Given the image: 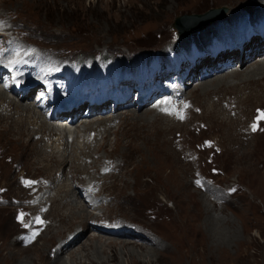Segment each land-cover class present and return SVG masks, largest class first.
<instances>
[{"label":"rangeland","instance_id":"374dc122","mask_svg":"<svg viewBox=\"0 0 264 264\" xmlns=\"http://www.w3.org/2000/svg\"><path fill=\"white\" fill-rule=\"evenodd\" d=\"M211 9L227 10L215 21L218 26L215 34L224 44L229 40L233 42L234 35L231 25L226 24L225 19L222 18L226 16V19H230L239 15H245V18L249 15L253 16L252 18L262 17L264 16V0H0V18L3 17L0 20L4 27L8 28L3 33L13 37L16 35L21 42L31 44L35 49L51 55L57 63L75 60L87 62L88 59L107 55L113 58L109 64L112 66L108 65L103 68L106 71L96 73L109 74L110 71L113 76L115 71H118L116 67L123 71L125 67L132 66L120 61L122 59L136 55H142L145 58L164 51L169 45L176 43L175 40H181L189 35L197 38L202 30L199 33L197 31L177 37L176 30L172 29L175 19L178 17L181 19L184 15H205ZM260 43L262 41H251L249 44L254 51H259ZM129 62L132 63L131 60ZM121 63L123 65H120ZM243 68H239L241 73L244 72L245 68ZM207 70L210 69L205 68L199 74ZM225 72L220 76H224ZM242 76L220 77V84L211 87L212 89L206 94L201 90L192 94L196 83L202 81H188L184 98L190 105L188 104L189 109H185L186 119L183 126L174 131L165 130V127L162 129L163 132L158 131L161 126L157 132L148 128L151 131V140L153 139L152 142H155L156 146L153 153L143 150L139 154L134 148V144L137 145V143L131 135L134 134L135 128L131 126V119L122 114V112L134 111V108L131 106L122 111H116L118 125L116 123L108 129L106 137L91 148L95 152L92 151L90 156L81 160L84 154L83 152L80 154V160L73 168L76 169H72V175L68 174V177L66 176L68 179L66 178L64 182V184H70L69 176H71L73 180L78 179L74 183L78 185L77 187L85 186L90 189L92 185H96L95 191L91 192V200L96 210L88 209V211L93 212L97 219L89 220V224L105 226L101 231L88 229L86 232L88 240L84 248L74 254L73 260L63 253L61 257L68 260L67 263L83 261L82 257L91 252L89 245L98 244L95 236H100L102 237L100 241L104 244L110 241L118 245L123 242L129 244V246L115 245L121 264H127L128 255L132 250L150 252L149 257L144 258L145 255L142 254L143 257L138 258L141 264H264V120L258 122L257 131L250 130V125L258 115L257 110L264 111V82L255 83L258 80L255 78L248 84L240 80ZM213 81L207 82L208 85ZM177 89V87L170 89L171 93L175 94ZM171 93L164 92L168 98ZM32 94L28 102L33 101ZM11 97L16 98L12 95ZM196 105L204 111L207 106L211 107L214 115L205 118L199 116L200 109H195ZM163 107L167 105L162 104L161 108ZM145 109L149 108L146 106ZM145 109L139 112L143 113ZM218 109H223V115L218 113ZM113 110L108 108L106 112ZM151 115L152 113H148V121L152 120ZM231 115H234L237 121L239 120V126L236 121L232 122ZM78 116H81V112ZM227 118L231 121L226 120ZM91 119V116L83 117L76 125L78 126L82 120L91 122ZM76 125H72V130ZM12 126L15 128L13 133L9 131V127L12 128ZM243 132L246 135L242 134ZM33 136L38 137L39 134H33ZM91 137L93 138V134L89 135L90 140H92ZM71 139L72 137L68 142ZM232 139L234 142L231 141ZM237 139L246 143L236 147ZM24 153L27 155H23ZM57 158L53 159L54 161L49 159L44 162L42 157L33 153L29 136L20 126L13 125V122L8 120L0 121V264H20L24 261L29 263L32 259H35L33 264L49 262L53 264V258H55L53 255L57 252L59 242L65 240L75 226L83 227L91 217L90 214L81 211L83 210L81 203H76L77 208L74 207L70 213L63 212V215L65 213L63 220L58 222L59 218L54 220L57 215L59 217L57 209H53L54 207L47 209V204L38 207L35 205L39 203L38 198L43 193L39 186L50 185L51 177L49 176L63 179L61 170L54 168L53 165L67 163L69 160L66 157ZM10 159L13 161L11 162ZM20 164L23 166L21 167ZM196 180H200L201 185L198 186L195 183ZM23 181L35 183L26 186ZM233 188L236 190L230 191ZM85 196L86 194L84 199ZM20 213L23 214L22 220L17 219ZM191 213L193 219L196 215L198 217L193 223L197 232L188 234L189 249L194 247L195 250L193 253L185 252L182 255L180 251L177 253L178 251L174 249V243L183 239L180 226L183 225L185 217L188 218L187 216ZM82 215L84 217L80 219ZM36 217H39L43 223H36ZM60 217L62 218V215ZM73 217H79L77 219L79 223H73ZM246 225L249 238L238 251L236 258V232L237 241L243 240ZM168 226L170 230H166ZM55 229L61 232L55 235L51 232ZM34 231L38 234L34 238L36 241L32 239L31 243L27 237ZM129 237L133 239L130 240ZM138 247L143 249L140 250ZM27 248L29 250L18 260H8L10 251L16 252V250ZM67 248L74 251L77 246L70 245L63 249ZM214 248L215 250L212 251ZM108 254L110 255L107 250V257Z\"/></svg>","mask_w":264,"mask_h":264},{"label":"bare ground","instance_id":"6f19581e","mask_svg":"<svg viewBox=\"0 0 264 264\" xmlns=\"http://www.w3.org/2000/svg\"><path fill=\"white\" fill-rule=\"evenodd\" d=\"M225 11H227L225 9ZM226 13V12H225ZM225 13L222 14V12L220 11V9H211L207 14L205 15H201V16H190V15H184L181 16V19L176 18L174 25L172 26V29H175L177 32V37H181V36H185L188 34H191L193 32H197L200 30H203V26H206L210 23L211 20H216L218 18H221ZM222 14V15H221ZM1 18H3L1 16ZM0 18V19H1ZM210 20V21H209ZM209 21V23H208ZM262 41V43H260L261 47L259 49V51H254V48L252 47L251 44H245L243 46L242 52H238L235 55H232L230 58L232 59V64L230 66H228V70H221L220 68H217L216 66H212V65H207V67L210 70H207L208 74L206 76H204L199 82L196 83V87L193 88V92L199 91L201 90L202 93L206 94L209 92L210 89H212L211 87L213 86H218V84H220V79L227 76H237V75H243L242 78L240 79L241 81L244 80L246 83H250V80H254L255 78H258V80L255 81V83L257 82H264V59H262V56H264V40H260ZM230 59V60H231ZM244 67V72L241 73L239 68ZM111 69V68H110ZM249 69H252L250 72L248 71ZM109 71V70H107ZM226 71V72H225ZM224 73V76H220L221 73ZM92 74L95 75H99L98 73H95L94 71L91 72ZM106 73V72H105ZM104 73V74H105ZM111 76L110 71L108 72ZM249 75H247V74ZM200 75V74H199ZM197 74V72L195 73V76H199ZM221 77V78H220ZM195 78V77H194ZM208 79V80H207ZM219 79V80H217ZM215 80V81H213ZM237 80V79H236ZM213 81L211 84L208 85L209 82ZM243 81V82H244ZM208 82V83H207ZM217 83V84H215ZM215 84V85H214ZM242 84V83H240ZM263 84V83H262ZM200 86V87H199ZM260 86V85H259ZM210 87V88H209ZM176 89V86H169L168 89ZM209 88V89H207ZM258 90V89H257ZM219 91V90H218ZM244 91V90H243ZM247 91V88H246ZM31 93H33L31 90L28 92V94L21 96V94H19V96H16V98L11 97L10 95L4 93L1 89H0V121H11L13 122V125H18L20 126L25 133L29 136L30 139V143L32 144V150L33 153H35L36 156H40V158L42 157V159H44L45 161H48L49 159H58L57 157H66L69 162H63L62 164H58L55 163V165H53L54 168L56 169H60L61 170V178L63 179H56L55 177H53L52 175L49 176L50 178V185L48 187H44L42 185H40V190L43 192L40 197L38 198L39 203L35 204L37 207L42 205V204H47L48 207H46L47 209H52V207H54L53 209H57L59 212V217L58 215L55 218L58 219V222H61V219L63 220V212H67L70 213L72 211V209H74L76 203H81L82 205V209L81 211H85L86 213L90 214L91 217L88 219V221L86 222V224H84V226H73L74 227L72 230H70V234H67V238L65 240H61V242H59V246H57V252L55 255L54 259V263L53 264H69L67 263L68 260H64V258L61 257V255L63 253H65L64 255H68L67 257L72 258V260L74 259L73 256L74 254H77V252L79 250H82L84 248V245L86 244L85 242L88 240V237H86V232L88 231L89 228L94 229L96 231H101V229H103L105 226L104 225H92L89 224V220H93L96 221L97 217H95L96 215H93L91 213V211L88 209H95V204L94 202H92V200L89 201H84L83 196L84 194H86V197H89L90 199L91 197V192L95 191L96 185H92V187L89 189L85 186H80L77 187L74 183H76L78 181V179L73 180L71 176H69V183L70 184H64V182L66 181V178L68 177L67 175H72V169L74 167H76V163H78V160H83L84 158L90 156L91 152L95 150L91 149L93 146H95L96 143H100V141H102L105 137H106V133L108 131L109 128H111V126L113 125H118V117L116 114V111L120 110L117 107L114 108V110L112 112L107 113L106 110L108 109L107 107L104 108L100 107V108H96L93 111H90L88 113V115H83V112L81 113V116H78L77 114L79 113L78 111H73L71 113H67V112H63V113H59V114H54L53 116H45V113L38 107L32 104V101L28 102V98L30 97ZM180 91L177 89V92H175V94L171 93L170 97L168 98L167 95L163 94H158L156 92L153 93L152 97L145 101L144 103H142L141 105L138 104H133L132 108H134V111H129V112H122V114H124L126 117L130 118L131 120V126L133 128H135V132L134 134L131 135V138L133 140H136L135 142L137 143L134 144V148L135 150H138L139 154L145 150L146 152L149 153H153V150L156 149L155 147V142H152L151 140V131L148 128L154 129L155 132H157V129L161 128L158 130L159 132L162 131V129L165 130H169V131H174L176 129H179V127L183 126V122L186 118H184L183 120H179L177 119L175 116L173 115H167V114H163L162 112H160V108H161V103L163 102V99L170 101V106H167L169 108L174 107L176 110H180L183 108L184 103L185 104H189V101L186 98H182L181 95H179ZM220 93V92H219ZM264 93V92H263ZM204 96V95H203ZM249 97V95H248ZM251 98V97H250ZM254 99V98H253ZM22 100L27 102H22ZM154 100V101H152ZM164 100V101H165ZM251 100V99H250ZM248 101V100H247ZM242 102V101H241ZM239 102V103H241ZM246 102V101H245ZM193 103V102H192ZM217 103V102H216ZM247 103V102H246ZM250 103V102H249ZM262 103V102H261ZM154 104V105H153ZM169 105V104H168ZM190 105V104H189ZM125 106V105H124ZM148 107L149 109H145V107ZM201 106V105H200ZM215 106V105H214ZM51 107V106H49ZM130 106L127 107H123V108H128ZM191 107V106H190ZM250 107V106H249ZM164 108V107H163ZM201 107L196 105L197 110H199ZM205 108V107H204ZM211 107H206L205 111L204 110H199L198 114L199 116L201 115L203 118H205L206 116H213V110ZM221 108V107H220ZM241 108V107H240ZM145 109L143 111V113L139 112V110ZM187 109V108H186ZM189 109V108H188ZM251 109V108H250ZM104 110V111H102ZM112 110V109H110ZM223 110V109H222ZM221 109H218V113L223 115ZM122 111V110H121ZM136 111V112H135ZM227 111V110H226ZM225 111V112H226ZM246 111V110H245ZM138 112L140 114H138ZM42 115H41V114ZM98 113V114H97ZM107 113V114H105ZM148 113H152V120L148 121ZM96 114V115H94ZM184 114L186 116L185 113V109H184ZM239 114V113H238ZM248 114V113H247ZM69 116L71 117V121L68 123L65 116ZM93 115V116H92ZM121 115V114H119ZM220 115V116H221ZM237 115V113H236ZM242 115V114H241ZM245 115V112H244ZM93 119H91V122H86L85 120H82V122L77 126L76 123L81 120L83 117H90ZM150 116V117H151ZM218 116V115H217ZM95 117V118H94ZM149 117V118H150ZM215 117V116H214ZM222 117V116H221ZM224 117V116H223ZM202 118V119H203ZM216 118V117H215ZM232 119V122L236 121L237 126L240 125L239 120L237 121L234 118V115L230 117ZM228 121H231L230 119H226ZM88 121V120H87ZM205 121V120H204ZM217 121V120H216ZM216 121L215 124H216ZM120 122V121H119ZM127 122V121H125ZM218 122V121H217ZM231 122V124H232ZM113 123V124H112ZM219 123V122H218ZM222 123V122H221ZM120 124V123H119ZM212 124V123H211ZM229 124V123H228ZM244 124V122H243ZM242 124V125H243ZM72 125H76L74 127V129L72 130ZM124 125V124H122ZM219 125V124H218ZM217 125V126H218ZM223 125V124H222ZM225 125V124H224ZM234 125V124H233ZM241 125V126H242ZM212 126V125H211ZM123 127V126H122ZM201 127V126H200ZM223 127V126H222ZM228 127V126H227ZM124 128V127H123ZM128 128V127H127ZM198 128V126L196 127ZM226 128V127H225ZM238 128V127H237ZM115 129V127H114ZM126 129V128H125ZM229 131V128H227ZM3 130V129H2ZM119 130V129H118ZM211 130V129H210ZM213 130V129H212ZM9 131L11 133L15 132V128L14 126H12V128L9 127ZM153 131V132H154ZM208 131V130H207ZM238 130H236L237 132ZM240 131V130H239ZM263 131V130H262ZM132 132V131H131ZM163 132V131H162ZM203 132V131H202ZM234 132V130H233ZM113 133V132H112ZM174 133V132H173ZM190 133V132H189ZM230 133V131H229ZM257 133V132H256ZM255 133V134H256ZM33 134H39L38 137H34ZM91 134H93V138L92 140H90L89 135L91 136ZM118 134V132H117ZM126 134V133H125ZM123 134V135H125ZM231 134V133H230ZM245 134L246 133H242ZM262 134V133H261ZM129 135V134H128ZM163 135V134H162ZM161 135V136H162ZM166 135V134H165ZM200 135V132H199ZM229 135V134H227ZM234 135V134H233ZM254 135V134H253ZM191 136V135H190ZM239 136V135H238ZM70 137H72L71 141H69ZM117 136H115L116 138ZM123 137V136H122ZM153 137V136H152ZM163 137V136H162ZM248 137V136H247ZM254 137V136H253ZM119 138V137H118ZM126 138V137H125ZM130 138V140H131ZM164 138V137H163ZM166 138V137H165ZM202 138V136L200 137ZM231 138V137H230ZM239 138V137H238ZM242 138V137H240ZM159 139V138H158ZM243 139V138H242ZM256 139V138H254ZM108 140V139H107ZM127 140V139H126ZM164 140V139H163ZM205 140V139H204ZM228 140V138H227ZM251 140V139H250ZM106 141V140H105ZM128 141V140H127ZM156 141V140H155ZM158 141V140H157ZM230 141V140H229ZM231 141L234 142V140L232 139ZM246 141V139H245ZM124 142V141H123ZM138 142H142L140 144H138ZM162 142V141H161ZM224 142V141H223ZM78 143L81 144V146L78 145ZM157 143V142H156ZM170 143V141H169ZM191 143V142H190ZM201 143V142H199ZM231 143V142H230ZM246 142H240L238 141V139L236 140V147L237 146H241L242 144H245ZM261 143V142H260ZM263 143V142H262ZM184 144V143H183ZM252 144V143H251ZM159 145V144H157ZM247 145V144H246ZM119 146V145H118ZM122 146V145H121ZM125 146V145H124ZM187 146V145H186ZM193 146V145H192ZM171 147V146H170ZM180 147V146H179ZM202 147V146H200ZM246 147V146H245ZM263 146H261L262 148ZM9 148V147H8ZM123 148V147H121ZM131 148V147H130ZM244 148V147H243ZM10 149V148H9ZM129 149V148H128ZM159 149V148H158ZM163 149V148H162ZM228 149V148H227ZM238 149V148H237ZM245 149V148H244ZM132 150V148H131ZM230 150V149H229ZM235 150V148H234ZM171 151V148H170ZM261 151V150H260ZM83 152L84 157L80 158V154ZM129 152H131L129 150ZM162 152V151H161ZM183 152V151H182ZM204 152V151H203ZM206 152V151H205ZM32 153V152H31ZM124 153V152H123ZM160 153V151H159ZM165 154V151L163 152ZM22 154V153H21ZM157 154V153H156ZM172 154V153H171ZM12 155V154H11ZM15 155V154H14ZM17 155V153H16ZM23 155H27V154H23ZM9 156V155H8ZM157 156V155H155ZM161 156V155H159ZM7 157V156H6ZM5 157V158H6ZM98 157V156H97ZM145 157V155H144ZM80 158V159H79ZM158 158V156H157ZM163 158V157H162ZM169 158V157H168ZM258 158V157H257ZM256 158V159H257ZM9 159V158H8ZM13 159L14 156H13ZM164 159V158H163ZM171 159V158H170ZM254 159V158H253ZM11 162L13 161L12 159H10ZM24 160V159H23ZM159 160V159H158ZM259 160V159H258ZM20 161V160H19ZM54 161V160H53ZM7 162V159H6ZM17 162V161H16ZM21 162V161H20ZM25 162V161H24ZM24 162L22 164H24ZM43 162V163H44ZM169 162V160H168ZM258 162V161H257ZM8 163H10V161H8ZM51 163V162H50ZM260 163V162H259ZM12 164V163H11ZM16 164V163H15ZM18 164V163H17ZM85 165V163H83ZM93 164V163H92ZM105 164V163H104ZM170 164V162H169ZM173 164V163H172ZM257 164V163H256ZM262 164V163H261ZM4 165V164H2ZM9 165V164H8ZM21 165V164H20ZM51 165V164H50ZM49 165V166H50ZM95 165V164H94ZM159 165V164H158ZM171 165V164H170ZM23 165H21L22 167ZM169 166V165H168ZM173 166V165H172ZM180 166V164H179ZM14 167V165L12 166ZM18 167V166H17ZM20 167V166H19ZM78 167V166H77ZM53 168V169H54ZM87 168V167H86ZM52 169V171H54ZM76 169V168H75ZM73 169V170H75ZM80 169V168H78ZM176 169V168H175ZM19 170V168L17 169V171ZM83 170V169H82ZM97 170V169H96ZM26 171V169H25ZM124 171V170H123ZM60 172V171H59ZM174 172H176L174 170ZM10 173V172H8ZM12 173V172H11ZM15 173V172H14ZM53 173V172H52ZM29 174V173H28ZM111 174V173H110ZM9 175V174H8ZM11 175V174H10ZM20 175V174H19ZM27 175V174H26ZM59 175V174H57ZM5 176V175H4ZM22 176V175H21ZM20 176V177H21ZM25 176V175H24ZM67 176V177H66ZM89 176V175H88ZM117 176V175H116ZM14 177V176H13ZM126 177V176H125ZM130 177V176H129ZM161 177V176H160ZM131 178V177H130ZM38 179V178H37ZM68 179V178H67ZM81 179V178H80ZM6 180V179H5ZM15 180V179H14ZM21 180V179H20ZM45 180V179H44ZM114 180V179H113ZM16 181V180H15ZM132 181V180H131ZM8 182V181H7ZM48 182V180H47ZM123 182V181H122ZM137 182V181H136ZM10 183V182H9ZM12 183V182H11ZM22 183V181H21ZM42 183V182H41ZM49 183V182H48ZM67 183V182H66ZM135 183V181H134ZM24 184V183H23ZM22 184V185H23ZM116 184V183H115ZM174 184V183H173ZM13 185V184H12ZM11 185V186H12ZM15 185V184H14ZM53 185V186H52ZM82 185V184H80ZM125 185V184H124ZM178 185V184H177ZM20 186V185H19ZM156 186V185H154ZM10 187V186H9ZM14 187V186H13ZM25 187V186H24ZM136 187V186H135ZM141 187V186H140ZM170 187V186H169ZM27 188V187H26ZM119 188V187H118ZM124 188V187H123ZM137 188V187H136ZM135 188V189H136ZM157 188V187H156ZM133 189V188H132ZM134 189V190H135ZM139 190V188H137ZM153 189V187H152ZM137 190V191H138ZM3 191V190H2ZM26 191V190H25ZM154 191V190H153ZM7 192V191H6ZM51 192V193H49ZM100 192V191H99ZM139 192V191H138ZM12 193V192H11ZM96 193V192H95ZM155 193V192H154ZM177 193V192H176ZM97 194V193H96ZM99 194V193H98ZM188 194V193H187ZM95 195V194H94ZM130 195V194H129ZM4 196V195H3ZM189 196V195H188ZM186 197V196H185ZM11 198V197H10ZM21 200V199H20ZM81 200V201H80ZM12 201V200H11ZM37 201V200H36ZM34 201V202H36ZM184 201V200H183ZM187 201V200H186ZM1 202V201H0ZM5 202V201H4ZM116 202V201H115ZM185 202V201H184ZM187 203V202H186ZM262 203V202H261ZM53 204V206H51ZM18 205V204H17ZM184 205V204H183ZM264 205V203H263ZM2 206V205H1ZM35 206V207H36ZM78 206V205H77ZM77 206L75 208H77ZM150 206V205H149ZM186 206V205H184ZM5 207V205H4ZM99 207V206H98ZM181 207V206H180ZM187 207V206H186ZM31 208V207H30ZM40 209V208H39ZM38 209V210H39ZM46 209V210H47ZM85 209V210H84ZM182 209V208H181ZM186 209V208H185ZM43 210V208H42ZM190 210V209H189ZM56 211V210H55ZM61 211V212H60ZM77 211V210H76ZM24 212V211H23ZM52 212V211H51ZM182 212V211H181ZM185 212V211H183ZM192 212V211H190ZM98 213L99 210H98ZM21 214V213H20ZM85 214V213H84ZM97 214V213H96ZM101 214V213H100ZM196 214V213H194ZM13 215V214H12ZM50 215V214H49ZM56 215V214H55ZM60 215H62V218L60 217ZM190 215V214H189ZM187 216L188 218L185 217L184 221H183V225L180 226V231H181V236H183L182 240H179L178 243H174L175 245V250L178 251L177 253H182V255L185 254V252L187 253H193L194 252V247L191 248V250L189 249L190 245H189V241H188V234L191 232H197L194 228V221L196 222L198 217L196 215L195 219H193L192 213L190 216ZM37 216V215H36ZM41 217L43 215H40ZM89 216V215H88ZM25 217V216H24ZM70 217V216H69ZM84 217V215L80 216V219H82ZM35 218V217H34ZM44 218V217H42ZM74 221L73 223H79V221H77V219L79 217H73ZM86 218V217H85ZM53 219V217H52ZM68 219V218H67ZM72 219V218H71ZM178 219V218H176ZM70 220V219H69ZM24 221V220H23ZM53 221V220H52ZM51 221V222H52ZM98 221V220H97ZM169 221V220H168ZM174 221V220H173ZM50 222V221H49ZM66 222V221H65ZM82 222V221H81ZM99 222V221H98ZM30 223V222H29ZM55 223V221H54ZM85 223V222H84ZM92 223V222H91ZM168 223V222H167ZM170 223V222H169ZM173 223V222H172ZM171 223V224H172ZM178 223L179 220H178ZM82 224V223H81ZM94 224V223H93ZM250 224V223H249ZM60 225V224H59ZM169 225V224H167ZM172 226V225H171ZM178 226V228H179ZM253 226V225H252ZM49 227V226H48ZM70 227V226H69ZM166 227V226H165ZM176 228V226H174ZM43 228V227H42ZM65 228V227H64ZM173 228V226H172ZM59 229V228H57ZM55 229V231H51L54 232L55 235H57L59 232L58 230ZM197 229V228H196ZM51 230V229H50ZM53 230V229H52ZM60 230V229H59ZM166 230H170L169 226L168 229ZM63 231V230H62ZM91 231V230H90ZM122 232V231H121ZM168 232V231H167ZM171 232V231H170ZM169 232V233H170ZM175 233V232H174ZM53 234V235H54ZM89 234V233H88ZM24 235V234H23ZM30 235V234H29ZM136 235V234H135ZM243 235H244V239L237 241V232H236V258L238 257V251H240V249L244 246V244L247 242L248 238H249V234H248V227L246 225V228L243 231ZM122 236V235H121ZM36 237V236H35ZM38 237V236H37ZM55 237V236H54ZM62 237V236H61ZM81 237L83 239H81ZM96 239H98L97 241V245H89V250H91L90 253H86L82 258L84 259L83 261H79V262H75V261H71L70 264H121L118 258L119 253H117L115 251V245H118L116 242H112L110 241L108 244H104L101 243L100 241V236H95ZM53 238V237H51ZM178 238V237H177ZM181 238V237H180ZM7 239V238H6ZM79 239H81L79 241ZM90 239V238H89ZM130 239V237H129ZM133 239V238H132ZM130 239V240H132ZM35 240V239H33ZM32 240V241H33ZM55 240V239H54ZM136 240V239H134ZM166 240V239H165ZM164 240V241H165ZM36 241V240H35ZM123 241V240H122ZM148 241H150L148 239ZM137 242V241H136ZM168 242V241H167ZM166 242V243H167ZM176 242V241H175ZM29 243V242H28ZM32 243V242H31ZM173 243V241H172ZM24 245V244H23ZM21 245V246H23ZM73 245L75 247V245L77 246V249H73L74 251L69 250V248H67L66 250H64L63 248L66 246ZM119 245L121 246H129L128 243L123 242L120 243ZM118 245V246H119ZM136 245V244H135ZM264 246V245H263ZM3 247V246H2ZM10 247V246H9ZM20 247V246H19ZM72 247V246H71ZM136 247V246H135ZM155 247V246H153ZM158 247V246H157ZM126 248V247H125ZM137 248V247H136ZM140 248V250H142L143 248ZM14 249V248H13ZM135 249V248H134ZM8 250V249H7ZM11 250V249H10ZM27 250H29V248L27 249H19L16 250V252H12L10 251L9 253V258L8 260L10 261H16V259L18 260L19 258L22 257V255H24L25 252H27ZM34 250V249H33ZM64 250V252H62ZM107 250L109 251L110 255L107 257ZM154 250V249H153ZM215 248L212 250L214 251ZM220 250V249H219ZM218 250V251H219ZM4 251V250H2ZM56 251V250H55ZM6 252V251H5ZM29 252V251H28ZM59 252H61V254H59ZM128 252V251H127ZM150 252H147L145 250H142V252H138V251H133L129 253L128 257L129 260L127 261V264H141L142 262L140 261V259L143 257L142 254H144V258L149 257ZM2 254V252H1ZM7 254V253H6ZM8 255V254H7ZM27 255V254H26ZM126 255V254H125ZM155 255V254H154ZM1 256V255H0ZM33 256V255H32ZM179 256H181V254H179ZM67 258V259H68ZM79 258V257H78ZM77 258V259H78ZM81 258V259H82ZM140 258V259H138ZM187 258V257H186ZM30 259V258H29ZM33 260L32 259L31 262H21L20 264H33ZM48 260V259H47ZM47 260H45L47 262ZM44 261V260H43ZM149 262V261H148ZM6 264V263H5ZM40 264V263H39ZM47 264V263H46ZM50 264V262L48 263Z\"/></svg>","mask_w":264,"mask_h":264},{"label":"snow or ice","instance_id":"6c2138e0","mask_svg":"<svg viewBox=\"0 0 264 264\" xmlns=\"http://www.w3.org/2000/svg\"><path fill=\"white\" fill-rule=\"evenodd\" d=\"M3 22L0 21V26H2ZM163 104L165 105H168L170 104L171 102L170 101H163L162 102ZM189 105L188 104H184L183 105V108L180 109V110H176L174 107L172 108H169V107H164V108H161V111L164 112L165 114L167 115H174L177 119L179 120H183L185 118V114H184V109L188 108ZM258 111V115L255 117V120L254 122L250 125V130L255 132L257 131V128H258V122L260 120H264V111H260V110H257ZM206 143H209L210 142H206ZM105 171H107V169H105ZM23 183L26 185V186H29L33 183H35L34 181H23ZM195 183L199 186L201 185V181L200 180H196ZM236 189L233 188L231 189L230 191H235ZM17 219H20L22 220L23 219V214H20ZM36 223H43V221L40 220L39 217H36ZM38 233L37 232H33L29 237H27V240L29 242H31L32 239L35 238V236L37 235Z\"/></svg>","mask_w":264,"mask_h":264},{"label":"water","instance_id":"95a60500","mask_svg":"<svg viewBox=\"0 0 264 264\" xmlns=\"http://www.w3.org/2000/svg\"><path fill=\"white\" fill-rule=\"evenodd\" d=\"M220 11L222 12V14L226 12L225 9H220Z\"/></svg>","mask_w":264,"mask_h":264}]
</instances>
